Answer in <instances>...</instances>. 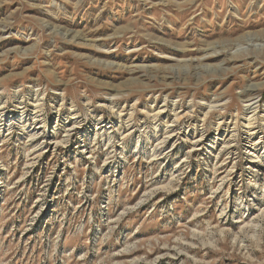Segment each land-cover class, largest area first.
<instances>
[{"label":"rangeland","instance_id":"obj_1","mask_svg":"<svg viewBox=\"0 0 264 264\" xmlns=\"http://www.w3.org/2000/svg\"><path fill=\"white\" fill-rule=\"evenodd\" d=\"M0 264H264V0H0Z\"/></svg>","mask_w":264,"mask_h":264},{"label":"bare ground","instance_id":"obj_2","mask_svg":"<svg viewBox=\"0 0 264 264\" xmlns=\"http://www.w3.org/2000/svg\"><path fill=\"white\" fill-rule=\"evenodd\" d=\"M2 26V25H1ZM3 27V26H2ZM250 39H251V37H250ZM253 39H257V38H253ZM253 39H251V41H253ZM258 40V39H257ZM250 41V40H249ZM255 43V42H254ZM236 45V44H235ZM215 51V50H214ZM213 51V52H214ZM215 53V52H214ZM223 53V52H222ZM220 54V53H219ZM215 56V54H212L211 52L210 53H208V54H206L204 57H203V59H206V58H210V57H214ZM248 90H257V88H254V87H249V89ZM252 100H254V98L253 99H249L248 101H249V104L248 105H246L247 106V108H252L253 107V105L255 104V102H253ZM252 101V102H251ZM251 102V103H250ZM2 105V104H1ZM35 106H38V105H35ZM37 110V109H36ZM119 113V112H118ZM156 114L157 113H159V111L158 112H155ZM155 114V115H156ZM154 115V116H155ZM180 119V116L179 115H175V117H174V121L176 122L177 120H179ZM250 119V118H249ZM172 123V122H171ZM250 121L247 123V127H249L250 125ZM169 125H171V124H169ZM170 136V135H169ZM38 148V147H37ZM31 151V150H30ZM36 158V157H35ZM21 179V178H20ZM260 220V219H259ZM176 253H178V252H176Z\"/></svg>","mask_w":264,"mask_h":264}]
</instances>
